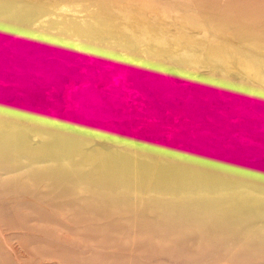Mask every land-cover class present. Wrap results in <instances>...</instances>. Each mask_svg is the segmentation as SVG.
Returning a JSON list of instances; mask_svg holds the SVG:
<instances>
[{
  "label": "rangeland",
  "instance_id": "374dc122",
  "mask_svg": "<svg viewBox=\"0 0 264 264\" xmlns=\"http://www.w3.org/2000/svg\"><path fill=\"white\" fill-rule=\"evenodd\" d=\"M0 264H264V0H0Z\"/></svg>",
  "mask_w": 264,
  "mask_h": 264
}]
</instances>
